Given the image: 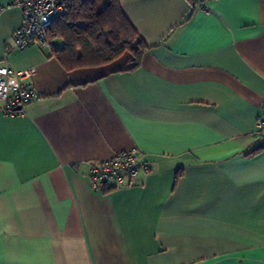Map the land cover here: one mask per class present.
<instances>
[{
  "label": "crops",
  "instance_id": "obj_1",
  "mask_svg": "<svg viewBox=\"0 0 264 264\" xmlns=\"http://www.w3.org/2000/svg\"><path fill=\"white\" fill-rule=\"evenodd\" d=\"M148 46L66 70L14 47L0 0V66L35 68L18 116L0 103V264H264V0H118ZM136 148L149 170L95 190L90 165Z\"/></svg>",
  "mask_w": 264,
  "mask_h": 264
},
{
  "label": "built area",
  "instance_id": "obj_2",
  "mask_svg": "<svg viewBox=\"0 0 264 264\" xmlns=\"http://www.w3.org/2000/svg\"><path fill=\"white\" fill-rule=\"evenodd\" d=\"M205 13L210 12V0H186ZM21 10L22 24L14 33V47L19 50L35 46L52 49L54 41L47 35L53 19L64 11V0H12ZM35 68L15 70L0 66V103L6 115L18 116L24 107L36 97L30 83ZM264 133V101L255 121V134ZM139 170L147 172L148 165L142 162L136 148L119 152L111 158L90 165L89 181L93 189L104 190L130 182Z\"/></svg>",
  "mask_w": 264,
  "mask_h": 264
},
{
  "label": "trees",
  "instance_id": "obj_3",
  "mask_svg": "<svg viewBox=\"0 0 264 264\" xmlns=\"http://www.w3.org/2000/svg\"><path fill=\"white\" fill-rule=\"evenodd\" d=\"M47 35L54 41L51 55L66 70L108 64L124 53L131 55L133 68L148 48L118 0H64Z\"/></svg>",
  "mask_w": 264,
  "mask_h": 264
},
{
  "label": "rangeland",
  "instance_id": "obj_4",
  "mask_svg": "<svg viewBox=\"0 0 264 264\" xmlns=\"http://www.w3.org/2000/svg\"><path fill=\"white\" fill-rule=\"evenodd\" d=\"M58 43V42H57Z\"/></svg>",
  "mask_w": 264,
  "mask_h": 264
}]
</instances>
